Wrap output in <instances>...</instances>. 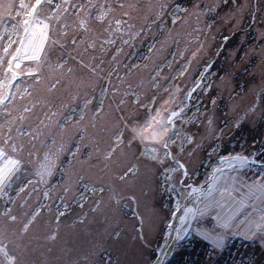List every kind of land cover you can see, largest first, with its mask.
I'll return each mask as SVG.
<instances>
[{"label":"rangeland","instance_id":"rangeland-1","mask_svg":"<svg viewBox=\"0 0 264 264\" xmlns=\"http://www.w3.org/2000/svg\"><path fill=\"white\" fill-rule=\"evenodd\" d=\"M33 4L0 0V147L11 137L17 149L0 163L22 162L0 187V248L17 264H152L175 212L214 169L259 161L264 0H42L41 61L13 66V82L8 60ZM158 112L161 137L146 130L130 146L131 128L147 129ZM118 132L124 143L105 159ZM185 209L163 261L198 240L210 245L207 264L222 255L235 264L224 249L237 238L264 252V168L220 173ZM256 258L248 264H264Z\"/></svg>","mask_w":264,"mask_h":264},{"label":"snow or ice","instance_id":"snow-or-ice-1","mask_svg":"<svg viewBox=\"0 0 264 264\" xmlns=\"http://www.w3.org/2000/svg\"><path fill=\"white\" fill-rule=\"evenodd\" d=\"M41 2L42 0H35V4L32 5L31 11H26L24 13L28 18L22 21L23 33L19 37V46L16 47L15 53L11 54V58L8 60V68L6 70L7 72H10L12 74L13 82L17 79V73L12 71L13 66L19 69L21 67V62L24 60H31L37 62L41 61V55L44 52L45 42L49 38V28H50L49 23H46L44 20L38 19L36 16V11L40 6ZM20 8L26 9L27 5L21 2ZM17 15H19V13H17ZM117 24H119V21H117ZM15 27L16 25H13V28ZM14 43H16V41L9 38L8 45L3 49L5 54H8L9 48H11ZM35 74L36 73H32V72L28 73V75H35ZM0 86H3L2 81H0ZM9 87H11V83L9 84ZM5 99L6 97H0V103H3ZM173 115H175V113ZM125 127H128V125H125ZM147 127L151 128V125H148ZM146 130L147 129L144 127H132L131 139L129 140V145L131 146V144L137 139L141 141L145 140L146 137L144 136L143 133ZM160 137H161V131L153 130V133L151 134V138L153 140H157ZM10 140L11 137L5 139L3 142L4 146L0 147V159L6 157L8 147H11L13 152L17 151L16 147L10 144ZM124 140L125 137L123 136V133L118 132L114 141L115 146L111 149V151L105 154V159L111 158V156L115 152V148L122 145L124 143ZM167 147H168V143L167 141H165L164 142L165 150H167ZM165 155H170V154L167 153L166 151ZM236 159L239 160L241 158L237 157ZM242 162H246V158ZM21 163L22 162L19 159H13V158H7L6 160H4L3 163H0V187H3L6 181L12 180L14 173L16 171H19L21 167ZM180 167H183V165H181ZM49 169H50V163L42 165V168L37 170L36 175L40 177L41 181H43L45 175L50 174ZM132 171L133 169L129 167V169L125 173V176H127L128 173H131ZM125 176H121V179L123 180ZM29 183H31V181H29ZM191 212L192 209H185L186 215ZM11 219L14 221L16 218L11 217ZM29 223H31V221H28L27 223L24 224V230H27ZM224 226L228 227L229 225L226 222ZM257 226L260 228L261 232H264V215H262L261 220L258 222ZM113 235L114 237L119 238L118 232L113 233ZM213 243L219 246L220 241L214 240ZM0 253H3L6 264H17L16 258L10 256L6 248H0Z\"/></svg>","mask_w":264,"mask_h":264},{"label":"trees","instance_id":"trees-1","mask_svg":"<svg viewBox=\"0 0 264 264\" xmlns=\"http://www.w3.org/2000/svg\"><path fill=\"white\" fill-rule=\"evenodd\" d=\"M243 131L245 133L247 132L246 129H244ZM257 131H255L254 133L252 131V133L248 134V138L250 140H252V141H250L251 143L256 144V142L257 143L259 142V137L257 136ZM231 160H233V159H230L228 161H231ZM256 160L264 162V142L262 144V149L259 151ZM247 243H248L247 241H245V240H243L241 238H237V239L233 240V242H230L225 247L224 253H225V251H227V253H229V255H230L231 252H236V255H239V256H236V257L240 258L241 260H245L247 258L251 259V258H254V257L255 258L257 257L256 259H258V260H261V259L264 260V252H262V251L258 250L257 248H255V249H253V251L251 253V250L247 249V246H248ZM209 246L210 245H208L205 242L201 243L200 240L193 241L192 243L190 242L189 244L187 242V246L185 248V251H178L175 254L170 253L169 256H168V260L166 259L165 261H163L162 264H190L191 262L195 263V264H201V263L202 264H207V260L209 259V255L207 253L208 249H209ZM196 249H200V250L198 251ZM165 253L163 255L164 257L166 255ZM249 254H251L250 255L251 257L249 256ZM193 259H195V260H193ZM226 260H227V256L226 255L218 256L216 258L215 264H228V262ZM233 260H234V258H233Z\"/></svg>","mask_w":264,"mask_h":264},{"label":"water","instance_id":"water-1","mask_svg":"<svg viewBox=\"0 0 264 264\" xmlns=\"http://www.w3.org/2000/svg\"><path fill=\"white\" fill-rule=\"evenodd\" d=\"M225 159H222V161H224ZM245 158H241V159H237V161L239 163H235L233 165H230L228 167H225V168H216L214 169V171L211 173V175L208 177L205 185H204V188L203 190L200 192V193H197V194H194L192 196H189L187 197L183 202L182 204L180 205V207L178 208V210L175 212L174 216H173V219L171 221V224H170V228H169V233H168V238L167 240L165 241V243L163 244V246L161 247L159 253H158V256L157 258L153 261L152 264H162L163 263V255L166 251H170L172 249V239H173V236H174V230H175V226L176 224L178 223L185 207L191 203V202H194L202 197H204L209 189L211 188V186L213 185V182L214 180L216 179V177L222 173V172H230V171H233L234 169H241V168H244L246 166H255V167H262L264 168V163H261L259 161H255V160H251V159H247L246 158V162H242L244 161Z\"/></svg>","mask_w":264,"mask_h":264},{"label":"bare ground","instance_id":"bare-ground-1","mask_svg":"<svg viewBox=\"0 0 264 264\" xmlns=\"http://www.w3.org/2000/svg\"><path fill=\"white\" fill-rule=\"evenodd\" d=\"M161 117L162 116L158 112V115H156L155 118L153 119V121H151L148 124V125H151V128H148L147 127V132H145V135L151 136V134L153 133V130H157L158 129V131H161L162 132L166 128V125H164V121H163L164 119L161 118ZM153 122H154V124H151Z\"/></svg>","mask_w":264,"mask_h":264},{"label":"built area","instance_id":"built-area-1","mask_svg":"<svg viewBox=\"0 0 264 264\" xmlns=\"http://www.w3.org/2000/svg\"><path fill=\"white\" fill-rule=\"evenodd\" d=\"M249 261H250L249 258H247V259H245V260H241L240 258H237V257L234 258V262H235L236 264H248ZM190 264H195V263H190Z\"/></svg>","mask_w":264,"mask_h":264}]
</instances>
